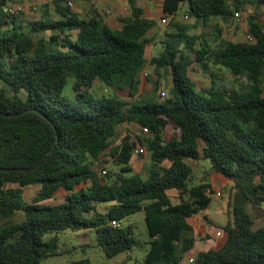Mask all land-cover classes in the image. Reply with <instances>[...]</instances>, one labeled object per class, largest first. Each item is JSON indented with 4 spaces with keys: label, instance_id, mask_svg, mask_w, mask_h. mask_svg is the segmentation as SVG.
<instances>
[{
    "label": "trees",
    "instance_id": "1",
    "mask_svg": "<svg viewBox=\"0 0 264 264\" xmlns=\"http://www.w3.org/2000/svg\"><path fill=\"white\" fill-rule=\"evenodd\" d=\"M7 1L19 0H0V264H42L56 255L67 230H93L96 247L114 258L136 247L132 225L122 221L138 212L149 236L142 264H264V226L255 229L247 209L258 212L264 203V26L249 17L246 39L218 48L203 41L195 50L198 38L187 35L189 26L173 23L174 32L164 33L162 50L150 59L156 70H169L172 96L166 104H137L91 91L98 80L116 91L127 87L129 97L137 92L158 23L132 0L130 15L114 27L96 9L80 19L65 0L53 2L58 19L27 27L18 13L4 11ZM186 2L195 24L233 16L227 0H163V15L174 19ZM233 2L241 11L243 2ZM254 3L264 7V0ZM193 62L222 67L246 83L234 89L212 81L198 90L188 75ZM67 78L73 98L64 94ZM125 123L151 136L138 138L151 161L144 176L122 175L132 172L136 147L128 137L112 143ZM169 126L174 136L166 141ZM102 156L120 166L111 182L93 169ZM199 160L233 183V222L222 228L220 248L195 252L189 263L196 239L188 219L205 211L213 194L208 183L191 185L189 161ZM31 186L38 190L26 203L23 190ZM59 190L66 193L63 203L41 204ZM169 191L180 203L172 204ZM103 204L109 207L101 212ZM19 212L23 219L14 221Z\"/></svg>",
    "mask_w": 264,
    "mask_h": 264
},
{
    "label": "rangeland",
    "instance_id": "2",
    "mask_svg": "<svg viewBox=\"0 0 264 264\" xmlns=\"http://www.w3.org/2000/svg\"><path fill=\"white\" fill-rule=\"evenodd\" d=\"M55 0H25L23 3V9L18 13L17 17L19 21L29 26L34 21H39L42 18L58 19L53 9V2ZM68 0H65L66 2ZM73 4L71 9L78 15L80 19H87L92 10H97V0H70ZM231 6L233 16L228 20L223 21L220 19H210L207 22H199L195 24V20L189 15V19L185 20L183 17L187 11V2L184 3L176 17L174 19L169 18L166 24H162L160 21V27L156 28L149 34V37L154 35L152 41L146 48V63L140 72L138 79L139 85L136 93L132 97L128 95V88L124 87L123 91H116L114 88L106 86L104 83L96 80L93 83L92 94L97 97H112L117 96L123 101L134 102L137 104L145 102H153L158 104H166L171 98V76L168 69L156 70L151 64L150 59L156 56L162 50V38L165 32L172 33L173 23L189 26L187 30L188 36H196V41L193 46L194 49H199V44L206 41L211 48H218L223 46L226 42H239L246 39V32L248 26V18H253L256 22L264 26V7L257 6L254 0H241L243 2L242 10L240 13V22H237L234 18V2L233 0H227ZM7 4H14L12 1H7ZM104 15L109 14L102 11ZM75 35V32L72 34ZM191 59H195V56L187 51ZM188 75L196 85V89H207L210 87L211 82L214 81L216 86L226 88H242L246 81L244 78H234L227 69L222 67H215L211 64L207 66H201L200 64L193 62L188 69ZM71 78H67L64 87V94L68 98L74 97V91L72 90ZM4 85V84H3ZM136 123H125L117 127L116 135L112 140L114 146L119 145L126 137L130 141L135 142L136 147L138 138L151 137L149 133H144ZM174 136V131L171 126L166 128L162 137L164 140H170ZM146 149V148H145ZM146 156L136 157L130 163L129 168L132 172L122 173L124 176H130L132 174H139L144 176L146 169L151 165L150 155L146 149ZM192 168L191 185H197L200 183H208L213 186V194L211 196V202L208 208L193 216L200 219L201 223L208 224L211 228H222L229 221L233 222L232 207L229 205L232 198L233 183L228 182L224 178L215 175L211 172L210 163L205 160L189 161ZM93 169L97 172L99 177L104 176L102 171L105 170L108 179L107 182H111L115 179L117 174H120V166H118L113 159L108 157H101L99 161H94ZM16 187V186H15ZM217 189V191H215ZM38 186L27 187L23 190V198L26 203L31 202L35 194L37 193ZM221 192V197H217L215 194ZM65 192L59 190L53 199L42 202L43 205H55L61 204L65 199ZM169 196L173 204L180 203L178 193L176 191H170ZM264 204V203H263ZM262 204L261 207H264ZM109 205H100L98 210L104 212ZM248 210L250 214L255 217V208L248 204ZM211 221H208L207 219ZM23 219L22 213H17L14 221H21ZM123 227L132 225V237L136 241V247L132 250L121 253L114 258L108 259L104 254L96 247L95 233L93 230H80L72 231L67 230L59 235V249L55 256L50 257L42 262V264H67L72 261H78L81 259H88L90 264H142L144 255L148 249V232L144 220V214L142 212L135 213L122 221ZM224 232L222 231V234ZM199 242L206 249H209L207 237H201L198 233ZM205 241V242H204ZM183 264H186L185 262Z\"/></svg>",
    "mask_w": 264,
    "mask_h": 264
},
{
    "label": "crops",
    "instance_id": "3",
    "mask_svg": "<svg viewBox=\"0 0 264 264\" xmlns=\"http://www.w3.org/2000/svg\"><path fill=\"white\" fill-rule=\"evenodd\" d=\"M132 1L135 3L136 6L140 7L143 10L145 18L157 21L158 27H160L161 19L171 18V17L163 15L162 13L163 0H132ZM102 11H105V13L109 14V16L104 15ZM97 12L100 13L103 20L109 26L114 27L118 17H124V16L130 15L129 0H97ZM133 159H134V156L132 160ZM215 175H218V174H215ZM212 187L213 186H211V189L213 191ZM215 191H217V189ZM261 206L259 207V211L255 213V217H254L255 219L254 228L255 229L264 226V207H261ZM205 219H207L208 221H211L208 218H205ZM188 223L192 226L194 238L196 239L195 250L193 251V254L189 256V258H194L195 252H205L209 249H218L225 242V239H226L225 233L223 234L221 233L220 236H216L217 232L222 231L223 226L222 228H211L208 224H203L201 223L200 219H197L194 217L189 218ZM228 223L230 222L228 221L226 224ZM198 233L201 234V237L208 238L207 243L209 244L208 246L211 248L206 249L205 246H202L200 244V242L198 241L199 240Z\"/></svg>",
    "mask_w": 264,
    "mask_h": 264
},
{
    "label": "built area",
    "instance_id": "4",
    "mask_svg": "<svg viewBox=\"0 0 264 264\" xmlns=\"http://www.w3.org/2000/svg\"><path fill=\"white\" fill-rule=\"evenodd\" d=\"M24 1H25V0H19V1H17L16 3H14V4L7 5V6L4 8V11L7 12V13H9V14H16V13H19V12H21L22 9H23V3H24ZM67 5H68L70 8L73 6V4H72V2H71L70 0L67 1ZM183 18H184L185 20H188V19H189V15H188L187 13H185V15H184ZM234 18H235V20H236L237 22H240L241 17H240V13H239L238 11L234 13ZM167 21H168V18H163V19H161V23H162V24H166ZM142 131H143L144 133H148L147 129H145V128H143ZM146 154H147V152H146L145 147H144V146H141V145L135 147V149L133 150V156H136V157H140V156L144 157V156H146ZM102 174H106V171L103 170V171H102ZM215 195H216L217 197H220L221 193H220V192H217ZM111 224H112L113 226H120L121 223H120V222L112 221ZM221 233H222V231L217 232V233H216V236H220ZM193 259H194V258H189V259H188V262L191 263V262L193 261Z\"/></svg>",
    "mask_w": 264,
    "mask_h": 264
},
{
    "label": "water",
    "instance_id": "5",
    "mask_svg": "<svg viewBox=\"0 0 264 264\" xmlns=\"http://www.w3.org/2000/svg\"><path fill=\"white\" fill-rule=\"evenodd\" d=\"M3 116L6 117V118L9 117V115H5V114Z\"/></svg>",
    "mask_w": 264,
    "mask_h": 264
}]
</instances>
